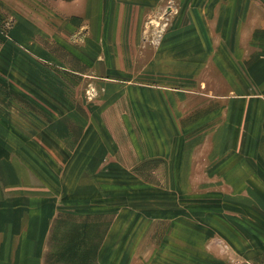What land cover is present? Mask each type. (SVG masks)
I'll use <instances>...</instances> for the list:
<instances>
[{"label":"crops","instance_id":"crops-1","mask_svg":"<svg viewBox=\"0 0 264 264\" xmlns=\"http://www.w3.org/2000/svg\"><path fill=\"white\" fill-rule=\"evenodd\" d=\"M8 3L0 264H264V0Z\"/></svg>","mask_w":264,"mask_h":264},{"label":"rangeland","instance_id":"rangeland-1","mask_svg":"<svg viewBox=\"0 0 264 264\" xmlns=\"http://www.w3.org/2000/svg\"><path fill=\"white\" fill-rule=\"evenodd\" d=\"M8 4H9V6L11 4H13L11 6H14L15 5V0H9V3ZM178 14H179V10L176 9L175 3L174 2H171L168 5V9H165L163 11V13L160 15L159 20L161 21V20H164L165 18H169L171 16H177ZM160 21H158V23H157L156 26H157V28H159V30L162 31V29H164L167 25H165L164 23H160ZM161 31H158V34ZM239 262L240 261L238 259H235L234 261H232L233 264H239Z\"/></svg>","mask_w":264,"mask_h":264}]
</instances>
